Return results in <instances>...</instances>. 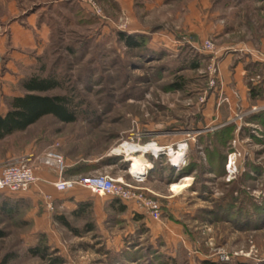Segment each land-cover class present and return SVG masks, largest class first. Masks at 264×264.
I'll use <instances>...</instances> for the list:
<instances>
[{
  "label": "rangeland",
  "instance_id": "obj_1",
  "mask_svg": "<svg viewBox=\"0 0 264 264\" xmlns=\"http://www.w3.org/2000/svg\"><path fill=\"white\" fill-rule=\"evenodd\" d=\"M39 2L9 0L16 8L10 19L21 16L1 20L10 45L0 57V113L23 94L22 80L50 72L64 88L44 95H71L82 112L71 124L43 117L0 142V169L15 157L45 167L40 161L52 150L65 158L63 175L112 158L75 176L121 179L156 202L161 217L155 220L133 204L148 219L129 208L119 213L110 199L98 198L88 220L58 210L81 230L76 235L55 221L56 214L44 212L41 200L31 201L14 219L0 215L7 233L0 240V264L7 256L6 264H53L57 258L62 264H264V63L248 60L243 49L264 46V2L54 0L47 7ZM43 6L40 13L51 28L46 41L30 16ZM13 22L21 28L16 39ZM121 34L138 36L141 47H129ZM205 41L216 45L213 53L204 49ZM193 60L198 69L189 67ZM176 83L181 90L172 87ZM256 86L260 95L252 99ZM150 144L174 150L168 156L161 148L154 152L158 157L130 152L150 158L142 159L145 175L130 174L126 147ZM179 145L185 150L177 151ZM182 150L180 164H172ZM175 184L184 190L173 193ZM74 192L90 198L86 191ZM231 199L251 214L241 218L242 227L219 212L228 211ZM89 223L95 228L88 232ZM39 245L48 248L46 260L28 252Z\"/></svg>",
  "mask_w": 264,
  "mask_h": 264
},
{
  "label": "trees",
  "instance_id": "obj_2",
  "mask_svg": "<svg viewBox=\"0 0 264 264\" xmlns=\"http://www.w3.org/2000/svg\"><path fill=\"white\" fill-rule=\"evenodd\" d=\"M262 1L264 0H255ZM121 39L131 48L141 47L142 42H138V36L129 35V34H121ZM198 61L193 60L190 63L189 67L191 69H198ZM21 90L23 91L22 95L13 96L8 104V108L6 109L5 114L0 113V142L4 141L6 138L12 137L16 133H24L31 126L42 120L43 117L51 116L54 119H57L59 122L64 124H71L76 122L79 119V116L82 112V105L80 103L74 102V97L69 95H55L48 96L44 95L47 92L53 91L57 88L63 89V80L57 76L56 72H50L46 76H29L26 79L22 80ZM174 89L181 90L182 84L176 83L174 84ZM261 89L256 87H252L251 89V98L255 99L259 97ZM216 159V158H215ZM225 159V158H224ZM106 163L110 164L113 162L112 158H107L101 161V163L91 164V163H83L78 166H74L67 170L70 176L83 174L87 171L95 170L100 165ZM192 169H186L183 173L189 174ZM235 200L231 199V202L227 203V207L229 208L226 211L225 207H222L219 212L222 213V218L230 221L239 222L240 226L242 224L241 218L244 217L245 220L251 215L248 214L246 210H244L245 205L243 202H240V206L237 208L235 204ZM31 200L26 198H19L15 195H10L7 193L0 194V215H4L9 219H14L16 216L20 214V212L29 207ZM112 207L117 211L124 213L128 209L126 205L120 200L115 199L112 202ZM238 209L234 211V209ZM92 203L91 202H81L78 204L76 210H74L73 215L81 220H88L90 215L92 214ZM234 211V213H232ZM137 216V215H136ZM236 220H233V217ZM139 216H137L138 218ZM59 224L65 226L70 232L75 233L76 235H81V230L73 227L71 223L63 216H56ZM244 227L247 229L250 228L248 225V221H245ZM242 227V226H241ZM94 225L87 224L85 231H93ZM7 233L4 229H0V240L6 237ZM30 256L40 257L44 260L48 258V248L47 246H36L31 247L28 250ZM11 257L7 256L3 261L6 264L10 261ZM53 264H62L63 259L57 258L52 261ZM228 264V263H222Z\"/></svg>",
  "mask_w": 264,
  "mask_h": 264
},
{
  "label": "built area",
  "instance_id": "obj_3",
  "mask_svg": "<svg viewBox=\"0 0 264 264\" xmlns=\"http://www.w3.org/2000/svg\"><path fill=\"white\" fill-rule=\"evenodd\" d=\"M5 28V24L0 20V36L5 33ZM203 46L209 53H213L216 49V45H213L210 41H205ZM159 148H162L163 151L166 150L168 156H171V152L174 150L170 147ZM181 149L185 150V146L179 145L177 147V151ZM153 155L155 157L159 156L158 153L156 154L154 152ZM40 164L48 168H53L59 174L58 180L52 184L57 192H71L76 188H81L89 191L93 195H98L100 197L108 196L115 199L118 198L124 204L136 205L140 209L148 211L155 220H159L161 217V208H159V205L156 202L143 199L142 195L134 192V188L127 185L121 179H115L106 174L64 178L63 174L67 167L65 165V158L63 154L58 151H47L41 159ZM231 168L232 165L229 164L228 169ZM1 169L0 194H22L29 192L30 189L39 185L40 179L36 175V170L32 166L31 159L29 158L15 157L9 164L5 165ZM130 174H132L131 171ZM39 194L43 198L45 209L51 213L55 212L54 197L42 191H39Z\"/></svg>",
  "mask_w": 264,
  "mask_h": 264
},
{
  "label": "crops",
  "instance_id": "obj_4",
  "mask_svg": "<svg viewBox=\"0 0 264 264\" xmlns=\"http://www.w3.org/2000/svg\"><path fill=\"white\" fill-rule=\"evenodd\" d=\"M39 1H41V2H39L40 5L43 4L46 7L48 5H51L52 2H54V0L53 1L52 0H39ZM42 9L45 10V7L44 6L41 7L40 10H38L35 14H32L30 16L33 17L32 18L33 20H31V21L35 23V25H34L35 29L37 30V32L40 31L43 34V36L45 37V41H46V38H47L48 33L50 32L51 28H50V25L47 22H45V19H44L45 17L43 16V13H40V12H42ZM10 10L16 11V8H14V6L10 7L9 0H0V20H3V21L9 20L11 17V15H10L11 11ZM18 14L19 15L17 17H20L21 14L20 13H18ZM39 14H41V15L39 16ZM17 17L15 15V17H12V19L15 20ZM12 19H10V20H12ZM36 20L38 22L37 24L35 22ZM19 28H20V26L17 27L16 23L13 22L12 29H11L12 38H14L15 34H19L21 32L19 30ZM14 39H16V38H14ZM9 45H10V42L7 40L6 36H1L0 37V57L3 54H5V52L7 51V47H9ZM243 49H245L251 55V57L247 58L248 60L250 58L253 60V62L264 63V46L260 49H256L252 44H245ZM226 61H228V58H226L223 63H225ZM240 67H241V64L237 66V71L240 70ZM6 112L1 113V114H5ZM101 159L102 158L96 159V160H94V162H91V163H97V162L101 161ZM149 161H150V158L148 159L147 156H145V159H143V162L145 163V162H149ZM32 165L36 170V175L40 179L39 185L30 189L29 192L22 193V194H15V196H17L19 198L29 199L32 202H35L36 205H38V199L41 200V202L43 203V204H41V207L44 209V212H45L46 210L44 208L45 206H44L43 198L39 195V191L46 192V193L52 195V197H54V199H55V212H52V213L56 214L55 215V221L56 222H58L56 219V216H59V215L64 216L63 213L58 211L60 208L61 209L67 208L70 211V216L72 218H76L73 215V212H74V210L77 209L79 203L89 201L92 203V209H93V207L99 203V201H97V199L103 198V197H107L108 199L111 200L110 201V207L112 210L116 211L112 207V202L114 200V198H112V197H108V196L100 197L98 195H93L89 191L81 189V188H76L71 192H59V191L57 192L54 189V187L52 186V184L58 180L59 174L54 169L41 167L40 165L37 164V162L33 161ZM1 171H2V169H0V173H1ZM150 171L152 172L153 170L151 169ZM73 176H75V175H73ZM73 176H70L68 173H65V175H63L64 178H72ZM76 190L86 191L90 198L87 200L82 196L81 197L78 196L74 192ZM38 197H40V198H38ZM66 199H68V200H66ZM125 205L127 208H129L131 213H134V214L138 213L140 216L143 215L145 220L148 219V215H146V213L144 211H138L137 209L134 208V206L132 208L131 205H127V204H125ZM36 208H38V207L36 206ZM130 208L135 209L136 211H133ZM57 212H59V213H57ZM119 213H121V212H119ZM66 219L68 220V218H66ZM76 219H78V218H76Z\"/></svg>",
  "mask_w": 264,
  "mask_h": 264
},
{
  "label": "bare ground",
  "instance_id": "obj_5",
  "mask_svg": "<svg viewBox=\"0 0 264 264\" xmlns=\"http://www.w3.org/2000/svg\"><path fill=\"white\" fill-rule=\"evenodd\" d=\"M128 153H134V152H145V151H151V152H160L161 148H158L156 145L154 144H150V145H146L145 147H141V146H133V145H128L126 147V150ZM184 151H180L178 153V155L174 156V160L172 161V164H180V160L182 158V156H184ZM129 154L128 156V160L131 162L132 161V167H131V172L132 173H136L140 174V175H145L146 174V169L147 166L142 164V157H136L135 154ZM184 188L183 186L179 185V184H175L172 186V192L173 193H179L181 191H183Z\"/></svg>",
  "mask_w": 264,
  "mask_h": 264
}]
</instances>
